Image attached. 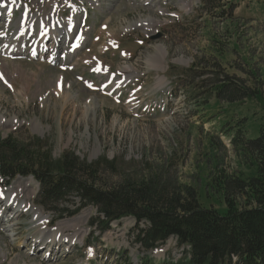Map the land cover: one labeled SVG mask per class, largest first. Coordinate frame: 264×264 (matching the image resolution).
Listing matches in <instances>:
<instances>
[{
	"label": "rangeland",
	"instance_id": "374dc122",
	"mask_svg": "<svg viewBox=\"0 0 264 264\" xmlns=\"http://www.w3.org/2000/svg\"><path fill=\"white\" fill-rule=\"evenodd\" d=\"M18 1L22 7H15L12 16L0 17V32L11 34L24 4L34 13L48 12L51 5H57L56 0L50 4L48 0L42 4L40 0ZM70 1L82 3L60 0L55 6L58 18H75ZM99 1L100 9L90 8L86 1L90 8V18L83 25L86 43L68 60L49 62L48 52L40 59L0 51V114L7 121L16 118L19 122L17 126L0 124V135L30 145L35 157L42 151H48L53 159L73 152L82 161L101 162L97 177L106 188L145 176L158 178L159 184L171 189L196 187L203 206L224 213L221 194L206 191L205 185L217 176L247 171L248 165L236 157L233 144L219 132L216 118L209 117L227 105L231 124L237 128L240 124L236 121L252 113L246 111L248 108L256 110L257 116L263 109L256 100L233 104L239 108L218 103L208 113L203 108L206 101H216L210 90L219 77L261 92L264 98V0H224L227 6L231 4L225 6L226 17L234 13L227 20L214 14L209 17L202 0H187L186 7L185 0ZM147 18L157 21L148 29L127 30L129 24ZM104 24L107 29L102 28ZM63 38L57 40L64 48L57 47L59 57L69 47L65 48ZM34 40L32 36L29 43L35 44ZM0 41L3 44L5 37ZM160 45L166 49V60L163 68L152 67L148 59ZM128 66L131 70L125 68ZM100 67L115 76L100 73ZM163 79L166 83L161 86ZM34 122L40 125L38 131ZM250 135H256L254 128ZM27 181L32 184L27 185ZM0 189L23 190L22 200L30 205L11 226L7 221L13 213L3 215L0 264H143L147 259L178 260L187 249L173 237L155 250L146 249L137 242L138 230L146 223L138 226L133 216L113 221L104 233L92 229L89 224L99 215L93 205L57 219L52 209L40 205V184L32 176L11 181L0 178ZM78 206L69 205V209ZM32 209L48 215L43 223L48 227L60 224L70 236L78 231L75 243L51 244L52 253L47 245L35 244L31 237L38 226Z\"/></svg>",
	"mask_w": 264,
	"mask_h": 264
},
{
	"label": "trees",
	"instance_id": "16d2710c",
	"mask_svg": "<svg viewBox=\"0 0 264 264\" xmlns=\"http://www.w3.org/2000/svg\"><path fill=\"white\" fill-rule=\"evenodd\" d=\"M202 3L209 17L214 14L224 20L233 18L234 13L226 17L225 6L231 4L227 6L224 0H202ZM237 84L219 77L210 90L216 101H206L203 108L208 113L218 103L239 108L233 104L256 100L263 109V114L257 116L256 110L248 108L246 111L252 113L239 118L237 128L231 124L227 105L209 117L216 118L219 132L233 144L236 157L248 165L247 171L220 175L206 183V191L216 190L221 194L224 213L203 206L196 187L171 189L159 184L158 178L145 176L125 179L122 184L106 188L97 177L101 162L82 161L73 152L53 159L48 151H42L40 157H35L30 145L0 135L1 178H35L40 184V205L52 209L57 219L74 216L84 206L93 205L99 215L90 222L92 229L99 228L104 233L113 221L133 216L138 226L146 223L139 228L137 236V242L146 249H157L171 237L187 248L178 260L147 259L142 260L143 264H264V98L261 92ZM253 128L256 135L250 138ZM69 205L79 206L71 211Z\"/></svg>",
	"mask_w": 264,
	"mask_h": 264
},
{
	"label": "bare ground",
	"instance_id": "6f19581e",
	"mask_svg": "<svg viewBox=\"0 0 264 264\" xmlns=\"http://www.w3.org/2000/svg\"><path fill=\"white\" fill-rule=\"evenodd\" d=\"M89 1H91L92 4H94V5L99 4V2L97 0H89ZM22 4L18 0H11L10 4H9V2H7V0H4V1L0 0V6H1L0 17L1 18L3 17L4 10H6L5 15L11 16V14H9L7 12L8 8L11 5H13L14 8L15 7L20 8V7H22ZM183 5H184V7H186L187 0H185ZM23 6H24V8H23V13H22L21 17L17 21H15L14 24H12L14 26V29L11 32V34H8L6 32H0V39L2 37H5V42L0 46L1 52L5 53L7 55H9V54L10 55L24 54V55H27L30 57V55H33L34 53H36L37 50H39L38 47H36L34 45H32V47H31L29 45V39L32 37V35L35 34V32L37 34H39L40 32H44L43 33L44 37H43L42 42L45 41V44H48V41L51 38L52 39L54 38V40L57 41V39H60L61 37H66V40H68L71 35L75 34L74 29H75L76 23L78 22V19H75L74 17L68 18L66 20V22L62 23V25L59 23V21H53L52 20L53 17L55 16L56 3H55V5H53V7L51 5V8L48 12L40 11V12L33 13L28 4H24ZM71 6H72L73 10L75 11V13H77L79 11V9L74 4H72ZM5 18H7V17H5ZM27 21L29 22L28 26H27ZM33 21H35V22L38 21L39 24L40 23H46V28L44 30L39 29V28L36 29V27H38L39 24L36 26L35 24H33ZM155 21H157V20H155L154 18H147V19L135 21L133 24H129V29L141 27V26H144V28L148 29L154 24L153 22H155ZM40 27H41V25H40ZM18 31L20 33H18ZM76 34H77V32H76ZM34 41H35V44L38 43V38L35 37ZM72 42H73V39H72ZM72 42H70V44ZM83 42H81V44H83ZM60 46L63 47L61 44H60ZM52 47H53L52 49H56V47H58V45H54ZM68 51L69 50H67V51L64 50L63 57L67 56L68 58H71L73 56V55L69 54ZM53 52H51V53H53ZM43 56H44V54L38 55V57H43ZM47 59L50 60V57H47ZM148 60L150 61L149 63L152 67L163 68V66H161V65L164 63V60H166V49H165V47L163 45L158 46L156 54L151 55V57ZM180 61H182V60H180ZM1 65H2V63L0 64V66ZM4 67H5V63L3 64V71H4V74L6 75V71H5ZM125 68H127L128 70H131V67H129V66L125 67ZM107 71H108L107 68L101 69V72H107ZM131 77L132 76H128L127 79L128 78L131 79ZM160 78L161 77H159V79ZM165 83H166V79H163V80H161L160 85L164 86ZM91 100H92V102L93 101L97 102L95 98H92ZM93 104H95V103L93 102ZM6 122H8L9 125H14V126L15 125L17 126L19 124V122L16 118H12L11 120L7 121L6 117H4V115L0 114V124H4ZM33 126H34V129L36 131H38L40 129V125L37 122H34ZM98 150H97V153H98ZM31 184H32V181H27V185H31ZM17 192L18 193H16L15 190H12L9 192L3 191V190L0 191V194L1 193L6 194L5 198H3V199L0 198V204H2V205L6 204L4 209H3V207H0V222H5V220L3 219V213H5V211L7 210L8 207L13 206L15 208V210H13V212H12L13 214L10 218L11 220L7 221V223H9L8 226L12 225L11 222H13L14 218H16L18 215L21 216L22 213H26L30 207L29 201L25 202L22 200L21 194L23 193V190L18 189ZM32 192H34V190H32ZM17 208H19V209H17ZM32 213H33V221L36 222V225L38 226V228L35 230L34 234L31 237L33 239V241H35V244L40 243V246L47 245L48 251H50L52 253L54 250H53L51 244L56 245V247H57V245H60V247H61L64 245V242L66 240H69L68 242L70 244H74L75 241L77 240L76 235L79 233L78 231H76V233L71 235V236L67 235L64 233L65 231H63L62 226L60 224H57L56 226H53V227H48V225H44L43 223L47 222V220H48V215L44 214L43 211H41L39 209H32Z\"/></svg>",
	"mask_w": 264,
	"mask_h": 264
},
{
	"label": "water",
	"instance_id": "95a60500",
	"mask_svg": "<svg viewBox=\"0 0 264 264\" xmlns=\"http://www.w3.org/2000/svg\"><path fill=\"white\" fill-rule=\"evenodd\" d=\"M161 36V34L160 35H158L157 37H160Z\"/></svg>",
	"mask_w": 264,
	"mask_h": 264
}]
</instances>
